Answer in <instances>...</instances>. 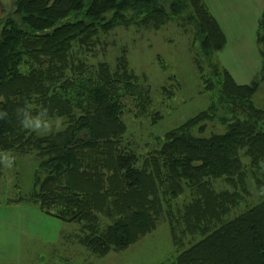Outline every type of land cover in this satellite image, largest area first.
Returning <instances> with one entry per match:
<instances>
[{
  "label": "trees",
  "instance_id": "16d2710c",
  "mask_svg": "<svg viewBox=\"0 0 264 264\" xmlns=\"http://www.w3.org/2000/svg\"><path fill=\"white\" fill-rule=\"evenodd\" d=\"M174 21L193 28L199 69L209 62L212 75L201 77L211 103L143 146L123 144L125 107L150 105V85L123 55L88 66L74 49H91L119 26L158 30ZM257 41L264 81V12ZM225 43L204 0H15L0 19V153L39 159L28 199L62 221L82 222V243L101 256L126 249L164 217L173 234L199 237L170 264H264V199L230 216L250 195L242 157L264 170V107L255 86L238 84L217 61ZM29 105L60 128H24L18 110ZM220 107L233 121L205 134ZM2 168L0 157V175ZM253 179L264 198V172ZM217 180L235 189L217 191ZM184 193L191 200L174 209Z\"/></svg>",
  "mask_w": 264,
  "mask_h": 264
},
{
  "label": "rangeland",
  "instance_id": "374dc122",
  "mask_svg": "<svg viewBox=\"0 0 264 264\" xmlns=\"http://www.w3.org/2000/svg\"><path fill=\"white\" fill-rule=\"evenodd\" d=\"M208 1L211 6L220 9L221 19L229 25L226 32L233 39L230 42H241L235 58H228L229 64L239 73L246 69L242 63L250 73L256 68V77L245 80L255 84L253 81L258 77L260 79L258 72L262 64L255 37L257 20L264 11V0ZM193 35V28L182 27L178 21L169 22L158 30L119 26L108 34L101 33L91 44V49L79 50L78 46L75 47L74 58H82L88 66L100 61L114 65L123 55L140 80L151 87L153 101L144 110L130 102L125 107L123 120L127 131L123 144L143 146L145 142L152 141L154 135L182 124L211 103L213 94L204 89L206 84L201 73L211 76L212 71L208 60H201L207 68L199 69L201 63L195 59L200 56V48L198 43L193 42ZM215 57L218 58L217 54ZM254 86H257L254 101L263 108L264 82ZM223 108L220 107L214 125L207 124L205 134L227 129L224 118L232 120L233 114ZM154 114L158 115L155 120ZM51 121V130L62 125L57 118ZM5 155L12 158L11 167L4 159ZM0 157L3 160L0 175V264H170L181 251L199 239L198 236L173 234L166 218L162 217L154 230L126 249L98 255L82 243L88 233L82 222L62 221L45 213L37 202L28 199L32 198L34 171L39 163L36 155L33 152L12 155L1 151ZM242 161L250 169L246 179L250 195L232 212L231 217L264 199L255 188L253 179L255 174L261 176L263 168L253 170L249 167V159L244 156ZM214 188L217 191L235 189L223 180L215 181ZM188 197L189 194L184 193L172 201V207L181 209L184 203L191 200Z\"/></svg>",
  "mask_w": 264,
  "mask_h": 264
},
{
  "label": "crops",
  "instance_id": "0c3cea01",
  "mask_svg": "<svg viewBox=\"0 0 264 264\" xmlns=\"http://www.w3.org/2000/svg\"><path fill=\"white\" fill-rule=\"evenodd\" d=\"M206 5L208 6L210 12L212 13V15L216 18V20L218 21L219 25L221 26L223 32L225 33L226 36V43L223 47H221L217 52V57L216 58L217 61L220 63L221 66H223L233 77V79L241 85H250V86H254L255 84H259L261 82H264L262 80V64H263V60H262V64H261V70L258 72V76H260V79L258 80L255 79L253 82L254 83H248L245 80H250L253 79L254 77H256V68H255V72L254 70L248 71L246 65L244 63H242L244 71H242L241 73H239L238 71H235L233 69V67H231V65L228 62V58H235V55L237 54L236 52H238V48H241V42H238V44H236V42H230V40H233L232 38H229L228 33L226 32L227 29L229 28V25L227 23H224V19L222 18V13L220 12L219 8H215L214 6H211L208 0H204ZM15 9V0H0V19H2L5 16H8L10 14L13 13ZM264 12V11H263ZM262 12V14H263ZM261 14V16H262ZM261 16L259 17V19L261 18ZM259 19L257 20L258 22V26H257V31H258V27H259ZM227 28V29H226ZM257 31H256V43L257 41ZM258 44V43H257ZM215 54V55H216ZM261 55V54H260ZM262 58V57H261ZM256 67V65H255ZM254 84V85H253ZM258 86V85H257ZM255 86V87H257Z\"/></svg>",
  "mask_w": 264,
  "mask_h": 264
},
{
  "label": "clouds",
  "instance_id": "9594fccd",
  "mask_svg": "<svg viewBox=\"0 0 264 264\" xmlns=\"http://www.w3.org/2000/svg\"><path fill=\"white\" fill-rule=\"evenodd\" d=\"M5 113H0V118H3ZM18 115L21 118V123L24 128L35 132L49 131L52 128V121L47 118L46 112H39L36 115H32L30 111V105L18 110ZM59 127V121L56 122ZM4 159L7 160L8 166L11 167L12 158L5 155Z\"/></svg>",
  "mask_w": 264,
  "mask_h": 264
}]
</instances>
